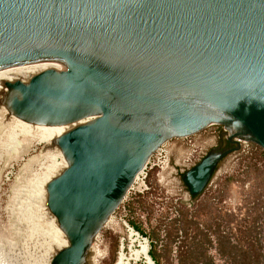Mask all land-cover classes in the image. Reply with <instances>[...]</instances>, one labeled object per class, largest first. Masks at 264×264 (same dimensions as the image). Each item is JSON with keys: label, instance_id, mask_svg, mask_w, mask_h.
I'll list each match as a JSON object with an SVG mask.
<instances>
[{"label": "water", "instance_id": "water-1", "mask_svg": "<svg viewBox=\"0 0 264 264\" xmlns=\"http://www.w3.org/2000/svg\"><path fill=\"white\" fill-rule=\"evenodd\" d=\"M0 80L10 115L72 126L45 187L67 239L50 264H85L162 144L226 130L184 173L192 197L242 142L264 150V0H0Z\"/></svg>", "mask_w": 264, "mask_h": 264}, {"label": "rangeland", "instance_id": "rangeland-1", "mask_svg": "<svg viewBox=\"0 0 264 264\" xmlns=\"http://www.w3.org/2000/svg\"><path fill=\"white\" fill-rule=\"evenodd\" d=\"M225 142L226 130L219 124L189 137L170 140L171 150L154 156L147 166V188L131 189L126 194L94 240L85 264H118L121 256L124 264H158L150 255L152 239L161 264H178V251L188 247L205 253L196 264H246L242 258L234 260L229 255L228 245L233 244L244 249L260 248L264 253L262 147L242 142L239 151L220 161L211 181L197 198H192L182 180L189 168ZM56 147L49 146L37 132L24 133L16 119L0 105V253L3 254L0 257H4L0 260L3 264L14 259L18 264H44L49 252L64 247L56 240L58 233L50 226L43 200L46 183L60 173L59 167L64 163L63 156L56 155ZM126 223L147 241L129 235ZM219 235L226 242L230 240V244L224 243L222 247ZM143 245H147L151 263L148 256L135 255Z\"/></svg>", "mask_w": 264, "mask_h": 264}, {"label": "bare ground", "instance_id": "bare-ground-1", "mask_svg": "<svg viewBox=\"0 0 264 264\" xmlns=\"http://www.w3.org/2000/svg\"><path fill=\"white\" fill-rule=\"evenodd\" d=\"M6 83L7 82H5V81H2V80H0V105H2L3 106V108H5L6 110H7V108L3 105V103H2V101L4 100V97H5V95H6V93H7V86H6ZM7 112H8V110H7ZM8 114H9V112H8ZM10 116H12L13 118H15L16 119V124H17V126L25 133H36L37 132V134L39 135V137H41L42 139H45V140H47V142H48V144H49V146H51L52 145V148L53 147H55L56 146V140H57V138L62 134V133H64V132H66L67 130H69L72 126H43V125H36V124H31V123H28V122H24V121H22V120H20V119H18V118H16V117H14L13 115H10ZM16 134V133H15ZM57 149V150H56ZM54 151H55V153H56V155H58V156H63V154H62V152H61V150L58 148V147H56V148H54ZM57 156V157H58ZM54 157H56L55 155H54ZM63 159H64V156H63ZM67 166V163H66V161H65V159H64V163L59 167V168H61V169H64L65 167ZM57 167V166H56ZM54 168V167H53ZM59 168H58V170H59ZM60 169V170H61ZM57 170V171H58ZM59 170V172H61ZM57 174V173H56ZM48 179V178H47ZM45 198V199H44ZM43 200H45V202H46V191L44 192L43 191ZM45 211H46V214L48 215L47 217H49L48 218V220H49V223H50V226L54 229V231H55V233H58V234H56L57 235V238H56V240L57 241H59V243L61 244V245H64V246H66L67 245V239H66V236H65V234H64V232L60 229V227H59V225H58V223H57V220H56V218L49 212V210H47V208H45ZM56 235H55V237H56ZM130 235V234H129ZM56 240H55V242H56ZM147 244V243H146ZM132 249V248H131ZM139 249V248H138ZM2 252V251H1ZM57 252V251H56ZM55 251L53 252H49V254L46 256V258H45V261H44V264H50V261H51V259H52V257H53V255L56 253ZM143 254V255H146V256H148V254H147V245H143V247H142V249L140 250V252H136L135 251V255L136 256H139V254ZM9 254V253H8ZM8 254H7V257H8ZM3 256V254H1L0 253V256ZM5 256H6V254H4ZM10 255V254H9ZM46 255V254H45ZM11 256V255H10ZM18 256V255H17ZM129 256V255H128ZM128 256H126V257H128ZM6 257V258H7ZM16 257V256H15ZM0 258H4V257H0ZM13 258V257H12ZM11 258V259H12ZM124 258V257H123ZM8 259H9V257H8ZM133 259V258H132ZM148 259H149V261H150V263L152 262L151 261V259L149 258V256H148ZM10 260V259H9ZM14 261H16V262H14ZM14 261L12 262V263H10V264H18L17 263V260L16 259H14ZM19 262V261H18ZM21 262V261H20ZM148 263V262H147ZM0 264H3L2 263V261L0 260ZM118 264H124V261H123V259H122V256H121V258H120V260H119V262H118Z\"/></svg>", "mask_w": 264, "mask_h": 264}, {"label": "trees", "instance_id": "trees-1", "mask_svg": "<svg viewBox=\"0 0 264 264\" xmlns=\"http://www.w3.org/2000/svg\"><path fill=\"white\" fill-rule=\"evenodd\" d=\"M199 196V195H198ZM198 196L192 197L197 198ZM189 221H187V224ZM250 233L249 232H246ZM221 237V235H219ZM247 237V236H246ZM220 243L222 244V247L224 246V243L230 244V240L227 242L225 241L224 237L220 238ZM151 249H150V255L151 257L158 263L161 264L159 255L156 250V242L155 239L151 240ZM228 253L229 255L234 259L237 260L239 258H242L243 261L246 262V264H264V253L261 251L260 248L254 247L253 249L248 248H239L236 244L228 245ZM205 255V253H200V250L197 249H191L188 247V249H180L177 253L178 258V264H196V261H198L200 256ZM174 264V263H172Z\"/></svg>", "mask_w": 264, "mask_h": 264}, {"label": "built area", "instance_id": "built-area-1", "mask_svg": "<svg viewBox=\"0 0 264 264\" xmlns=\"http://www.w3.org/2000/svg\"><path fill=\"white\" fill-rule=\"evenodd\" d=\"M169 150H171L170 148V141L162 144L155 152L154 154L150 157V159L148 160L147 164L145 165V167L138 173V175L136 176L134 183L132 184V186L130 187L129 191L131 189H136L138 191H143L144 189L147 188V184H146V179H147V175H148V171H147V166L150 163L151 159L156 156V155H160L163 153H167ZM137 186V187H136ZM128 191V192H129ZM112 217V216H111ZM107 224V223H106ZM126 230L129 232L130 235H135L137 239H139V241H147V238L144 237L143 235L140 234L139 231H137L133 226H130L128 223H126ZM100 233V232H99ZM98 233V235H99ZM98 235L96 236V238L98 237ZM95 238V239H96Z\"/></svg>", "mask_w": 264, "mask_h": 264}, {"label": "flooded vegetation", "instance_id": "flooded-vegetation-1", "mask_svg": "<svg viewBox=\"0 0 264 264\" xmlns=\"http://www.w3.org/2000/svg\"><path fill=\"white\" fill-rule=\"evenodd\" d=\"M231 147H233V145L229 144L228 142H225V143H222V145L218 146L217 149L221 151H225Z\"/></svg>", "mask_w": 264, "mask_h": 264}]
</instances>
